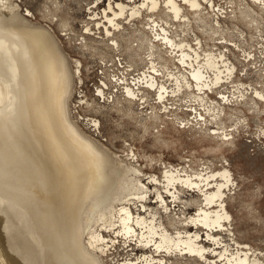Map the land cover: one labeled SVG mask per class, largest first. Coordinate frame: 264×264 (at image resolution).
Returning a JSON list of instances; mask_svg holds the SVG:
<instances>
[{
	"label": "bare ground",
	"instance_id": "obj_1",
	"mask_svg": "<svg viewBox=\"0 0 264 264\" xmlns=\"http://www.w3.org/2000/svg\"><path fill=\"white\" fill-rule=\"evenodd\" d=\"M51 1L55 10L43 6L48 11L38 21L32 9L22 7L24 0H0V264H109L121 246L126 256L116 264H263L246 244L232 239L231 248L219 235L234 236L225 203L234 181L226 165L189 172L185 163L159 161V175L145 173L134 146L115 151L85 131L82 125L99 130L100 122L91 118L81 124L85 119L74 116L83 63L64 50L46 20L61 12L67 0ZM220 1H82L88 16L85 32L77 39L82 49L93 37L118 51V37L131 36L138 25L147 36V66L135 70L117 53L108 68H118L97 87L99 99L121 96L143 110L151 95L163 111L150 107L145 120L167 117L179 129L207 132L204 135L216 140L213 149L232 144L234 131L247 119L232 116L238 122L227 126L222 122L226 109L235 112L251 104L248 112L264 111V88L261 81L257 85L262 89L238 83L230 56L238 54L252 69L256 65L260 70L255 74L264 75V65H257L252 52L239 51L238 42L224 34L227 24H222L241 8L264 21V0ZM208 16L213 18L211 26ZM247 17L260 31L261 21ZM201 23L220 33L215 39L223 36L207 41L209 51L202 39L186 38L194 36V24L203 28ZM261 37L251 38L254 44L245 39L243 46L261 48ZM135 42L131 48L138 47ZM159 50L168 56L170 67L157 65ZM187 112L190 118L185 120L181 115ZM188 192L199 198L194 214L186 216L175 208L192 204L186 201ZM135 249L143 252L131 258L129 251Z\"/></svg>",
	"mask_w": 264,
	"mask_h": 264
},
{
	"label": "rangeland",
	"instance_id": "obj_2",
	"mask_svg": "<svg viewBox=\"0 0 264 264\" xmlns=\"http://www.w3.org/2000/svg\"><path fill=\"white\" fill-rule=\"evenodd\" d=\"M48 1L51 0H24V3L21 5L24 9H32L36 20L43 21L41 13L43 11L45 13L48 11V9L43 8V6L46 5V7H52L51 3ZM82 1H86L88 5H91L94 2V0H67L64 2L65 5L62 6L61 12L56 11L54 13L56 16L53 18L48 16L46 19L47 23L51 25L55 33L60 37L61 44L63 45V48H65L64 50L73 58L80 59L83 63L81 73L82 83L78 82L76 88L77 93L73 97V102H75L76 106L75 111H73L75 112L74 116L76 115L78 117L80 115L81 118L85 119L84 123L80 122L81 124H88V119L91 118L99 120V130L93 128L91 124L86 126L82 125V127L85 131L93 134L104 144H108L113 150L121 151L122 149L127 148L129 144L134 146L142 157L140 164L145 173L159 175L161 169L160 167L155 166V164H159V161L171 162L174 165L185 163L184 166L186 168L189 166V168H187L189 172L200 171L204 168H210L212 170L216 167L218 168L226 165L227 168L230 169L234 181L232 190L227 192L228 197L225 202L226 208L231 215L230 228L232 229L231 232L234 236H231V234H228L227 232H221L219 235L223 238L222 240L225 239V242L228 241L231 248H235L232 239L238 243L246 244L256 254L258 253V256L262 258L264 264V111L248 112L249 108H253V105L251 104L240 105L235 109V112H230V110L226 109V115H224L222 121L225 125L229 126L237 123L238 120L232 118V116L234 117L236 115L240 117V119L246 118L247 120L245 124H239V127L235 130L236 132L234 131L235 137L233 136V140L231 141L232 144L225 145L221 148L222 150H219L213 149L216 140L212 141L206 136L207 132H203L199 129H195L194 131L188 130L189 127H181L179 129L180 126L175 123L172 125V122L169 121L170 118L167 117L158 120H145L148 115H144L145 117H143V114H150V107L154 108L155 112L163 111L159 104H155L152 99L153 96L151 95L150 102L148 103L149 106L141 110V106L137 109L135 105L132 106L126 100H121V96L118 98L114 97L112 100L113 102L110 100L104 102L102 99H99L98 96L95 97L94 95H90L89 93L91 91L87 93L80 91V88L82 87H79V85H84L86 80L90 78L91 74L95 72L94 66H92L93 64L100 65L99 68L103 70V73L101 74L109 77L108 79H102V81L106 82V80L110 79V75H112V72L117 70L118 67H108L113 65L112 59L115 55L117 57V53L120 54L122 58L128 59V61L126 60L127 63L132 62L135 70L147 66L146 62L143 60V58L146 57L145 55H147L145 48L147 36L142 30L141 25L137 26L138 31H131L133 32L131 36L122 35L118 37L121 42L118 51L110 49V47L106 46L101 41L93 40V37L89 38L87 48L82 49L81 46L77 45V43H79L77 39L79 38L80 33L85 32L83 29L88 22L85 21L88 17L85 10L86 3L84 4ZM227 2L228 1L226 0L225 3ZM54 6L55 5H53L52 9H54ZM242 9L243 8L236 11L234 19L230 18L222 24L223 27L224 24H227L228 30L224 29L226 30V32H224L226 37L232 41H237L240 49L244 48L243 43L245 42V39L249 40L250 44H254L253 41L256 40L255 37L258 38L259 34L262 35L261 38L264 36V21L260 20L259 16L253 15L248 11L249 14L247 15L261 21V23H258L260 31H257L255 28L256 25L250 22L252 19H249L247 15H245V11H242ZM245 9H249V7L246 6ZM57 18L61 20V23H59V21H54ZM206 19L211 26L213 18L208 16ZM91 24L92 23H89L90 27H92ZM201 26L206 28L204 30L205 33L204 31L198 32V30L202 31L203 28H199L198 24H194L192 27V31L194 32L195 30V32L192 33L194 36L192 37L188 34L186 38L188 41H192L195 37L202 39L204 42L203 44H207L204 49L209 51L211 50L210 43H213L210 39H219L220 36L216 39L215 36L220 35V33H212L209 26L202 23ZM214 28H217V26L215 25ZM214 28L212 27V29ZM243 33L246 35L245 39ZM251 38L253 39L252 43L250 42ZM131 41L139 43L136 49L130 47ZM262 42L264 43V41ZM249 43L246 44L248 45ZM263 43L259 44L261 48H258L257 46V49L253 47L252 51L249 49V51L255 55V62L260 65L264 60L260 57H264ZM258 53H260L259 56ZM156 57L158 58V61L156 62L157 65L162 67H166L165 65L170 67L172 65L170 60L168 61L167 59L168 56L165 55L163 51L159 50ZM233 58L234 64L237 68V72H235L234 75L237 76V80H239L238 83H244L247 88L258 87V89H262L257 85L259 84L257 82L261 81L260 86L264 88V75L261 73L255 74L256 71L260 70L259 68L257 69L256 65L253 69L248 63L244 65L243 63L245 62H241L238 54H235ZM96 59L101 61V63L97 61L95 62ZM245 73H247L246 76L242 77ZM114 74L116 75L117 73L115 72ZM94 76H91V79L93 80H90V83L98 78ZM236 84L237 83H233V85ZM89 88L91 89L90 86L88 89ZM111 91L114 92V89H111ZM72 106H74V104ZM138 110L139 112L143 111L142 115L138 114ZM188 115L189 113L187 112L186 114H182L181 117H184L186 120L187 117L190 118ZM168 121L170 123H168ZM215 128H217V126ZM205 133L206 135H204ZM188 195L190 196H187L188 198L185 200L188 201L191 199L192 204L186 205L184 209L176 207L175 212L180 214L183 210L185 211L186 216L194 214V204L197 203L196 201L199 197L195 193H189ZM182 216L183 214H181V217ZM119 249V255L109 258V264H116L117 261L121 262V260L125 258L126 249H123V246ZM133 251H129V253L133 254L131 255V258L139 257L143 252L142 250L136 249ZM112 258L114 259L111 260ZM186 262L187 261L185 260H178L174 261L173 264H184ZM186 264L203 263L196 260H188Z\"/></svg>",
	"mask_w": 264,
	"mask_h": 264
},
{
	"label": "built area",
	"instance_id": "obj_3",
	"mask_svg": "<svg viewBox=\"0 0 264 264\" xmlns=\"http://www.w3.org/2000/svg\"><path fill=\"white\" fill-rule=\"evenodd\" d=\"M224 3V1L223 0H221L220 1V3H219V5L220 4H223ZM224 5V4H223ZM227 5V4H226ZM229 5H227V7H228ZM229 10V9H228ZM223 44V43H222ZM224 44H226V46H227V48L228 49H232V50H234L235 52L236 51H238L237 49H236V47H234L233 45H231V44H229V43H224ZM253 49H251V51H252ZM239 51H244V53H248V52H251V51H249V48L247 47V46H244V48H242V49H240ZM230 51L228 50V54H230L229 53ZM240 54H243V53H241L240 52ZM260 55V53H258V56ZM256 56H257V54H256ZM261 57V59H264V57L263 56H260ZM230 58L232 59V60H234V58L232 57V55L230 56ZM100 62L101 63V61H99L98 59H96L95 60V62ZM257 65H260V64H257ZM261 65H264V60H263V62L261 63ZM92 66H94V73H92L91 74V76L93 77L94 75V77H98L97 79H95V81H91V83H90V80H93V79H91L92 77L90 76V78H88L87 80H86V83L83 85V84H81V85H79V87H82V88H80L81 90L80 91H83V92H89V91H91L89 94L90 95H94L95 97H97L98 95H96V91L99 89V88H97V87H100V86H102L101 85V81H102V79H108L109 77L108 76H103L101 73H103V70L102 69H100L99 68V66L100 65H96V64H93ZM103 68V67H102ZM87 83H88V85H87ZM90 83V84H89ZM91 87V89L89 88L88 89V87ZM94 91H95V93H94ZM100 101V100H99ZM100 102H102V101H100Z\"/></svg>",
	"mask_w": 264,
	"mask_h": 264
}]
</instances>
